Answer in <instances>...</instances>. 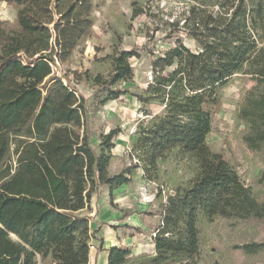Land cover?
<instances>
[{
	"label": "trees",
	"instance_id": "trees-1",
	"mask_svg": "<svg viewBox=\"0 0 264 264\" xmlns=\"http://www.w3.org/2000/svg\"><path fill=\"white\" fill-rule=\"evenodd\" d=\"M4 1L13 3L17 13L13 29L0 22V264H36L37 254L49 255L55 264H88L93 194L104 185L111 194L131 180L129 169L108 173L111 141L120 129L103 134L95 151L85 98L66 73L56 72L88 36L92 0ZM248 1L200 3L183 22L191 21L187 34L198 49L191 50L177 37L154 61L160 69L172 68L149 87L148 98L163 103L164 112L152 115L137 139L144 169L178 147L195 163L196 172L163 205L152 264L173 254L181 256L179 264H195L199 215L264 217V201L252 195L206 142L219 103L218 87L242 72L257 81L240 108V118L249 123L242 139L248 148L264 153V45L256 31L264 27V18L261 2L249 8ZM139 12L134 9L132 16ZM132 54L120 51L109 77H94L98 87L107 88L105 100L123 93L110 86L131 75L127 59ZM262 247L263 242L243 245L249 253ZM107 251L106 264H123L131 253L121 245Z\"/></svg>",
	"mask_w": 264,
	"mask_h": 264
},
{
	"label": "rangeland",
	"instance_id": "rangeland-1",
	"mask_svg": "<svg viewBox=\"0 0 264 264\" xmlns=\"http://www.w3.org/2000/svg\"><path fill=\"white\" fill-rule=\"evenodd\" d=\"M208 0H92V26L84 42L71 54L67 62L59 64L58 75L67 74L70 84L83 95L88 109V133L91 146L100 150V139L110 129L120 132L111 141L108 173L115 174L129 169L131 180L112 190L99 187V200L91 198L92 212L89 224L98 228L89 243L90 264H100L96 248L102 237L105 243L130 248L131 253L123 264H138L150 261L156 255L151 245L156 228L162 224L163 205L177 188L189 185L196 172L195 163L183 155L178 147L166 151L157 158L154 167L144 169V155L136 146L142 129L149 125L152 115L162 114L164 104L148 98L149 89L156 78L168 73L172 66L160 69L154 61L175 45L180 37L182 43L195 51L197 42L187 34L192 17L200 3ZM261 2L264 18V0H249V8ZM217 7V5H215ZM140 12L135 17L133 10ZM17 7L0 0V22L11 30L16 26ZM264 45V27L257 28ZM131 51L127 59L131 75L111 89L119 87L123 93L115 99L105 100L106 87H98L96 75L109 77L114 69V57L120 51ZM153 81L146 82L147 74ZM255 77L236 72L217 89L219 103L212 116L211 131L206 137L209 147L220 152L236 170L241 181L249 187L252 195L264 201V153L246 146L242 137L249 130V123L239 116L245 97L256 85ZM147 98V99H146ZM145 99V100H144ZM93 199V200H92ZM126 213L128 216L124 214ZM130 221L135 227L126 228ZM198 255L195 264H264V247L254 253L246 252L243 245L252 242L264 243V217L238 219L215 216L212 219L199 215ZM13 239L16 235L10 234ZM179 254L170 255L159 264H179ZM36 264H55L49 255L37 254Z\"/></svg>",
	"mask_w": 264,
	"mask_h": 264
},
{
	"label": "crops",
	"instance_id": "crops-1",
	"mask_svg": "<svg viewBox=\"0 0 264 264\" xmlns=\"http://www.w3.org/2000/svg\"><path fill=\"white\" fill-rule=\"evenodd\" d=\"M98 200H99V193L98 194H95V197H94L93 202L96 203ZM124 214L126 215V217L128 216L126 213H124ZM125 225H127V226H125ZM124 227H126V228L135 227V229H138V227H136L135 224L130 223V221H128L127 223H125L124 224ZM92 230H94V233L93 234H95L98 231V228H95V229H92ZM95 239L98 240V244H97V248H96V253H97L98 261H99L100 264H106L107 263V255H108L107 249L109 247L113 246V245H116V243L115 242H112V241H109V242L105 243V241L103 240L102 237L95 238ZM151 245L154 246V242H152ZM100 246H101V248H99ZM90 257H91V254L89 255L88 264H90Z\"/></svg>",
	"mask_w": 264,
	"mask_h": 264
},
{
	"label": "built area",
	"instance_id": "built-area-1",
	"mask_svg": "<svg viewBox=\"0 0 264 264\" xmlns=\"http://www.w3.org/2000/svg\"><path fill=\"white\" fill-rule=\"evenodd\" d=\"M153 81V75L151 74V72L149 74H147L146 76V82L149 84L150 82ZM93 245L90 244V248H92Z\"/></svg>",
	"mask_w": 264,
	"mask_h": 264
}]
</instances>
